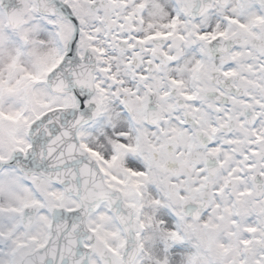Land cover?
I'll return each instance as SVG.
<instances>
[{"label": "clouds", "instance_id": "obj_1", "mask_svg": "<svg viewBox=\"0 0 264 264\" xmlns=\"http://www.w3.org/2000/svg\"><path fill=\"white\" fill-rule=\"evenodd\" d=\"M0 264H264V0H0Z\"/></svg>", "mask_w": 264, "mask_h": 264}]
</instances>
